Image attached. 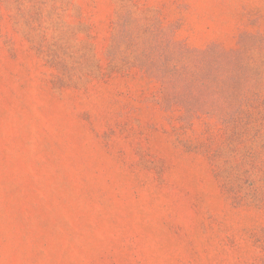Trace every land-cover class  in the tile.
Wrapping results in <instances>:
<instances>
[{"label":"rangeland","instance_id":"1","mask_svg":"<svg viewBox=\"0 0 264 264\" xmlns=\"http://www.w3.org/2000/svg\"><path fill=\"white\" fill-rule=\"evenodd\" d=\"M0 264H264V0H0Z\"/></svg>","mask_w":264,"mask_h":264}]
</instances>
